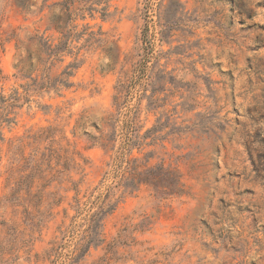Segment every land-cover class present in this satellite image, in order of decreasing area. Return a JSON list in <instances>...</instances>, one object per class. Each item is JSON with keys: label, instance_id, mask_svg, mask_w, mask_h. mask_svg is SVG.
<instances>
[{"label": "rangeland", "instance_id": "374dc122", "mask_svg": "<svg viewBox=\"0 0 264 264\" xmlns=\"http://www.w3.org/2000/svg\"><path fill=\"white\" fill-rule=\"evenodd\" d=\"M58 25L74 54L52 76L79 53L74 86L28 102L18 40L60 44ZM0 71V105L24 98L0 127V264H64L78 201L89 208L111 184L115 153L91 138L139 105L143 133L157 126L163 141L133 157L154 151L187 194L116 191L106 243L76 264H264V0H0Z\"/></svg>", "mask_w": 264, "mask_h": 264}, {"label": "trees", "instance_id": "16d2710c", "mask_svg": "<svg viewBox=\"0 0 264 264\" xmlns=\"http://www.w3.org/2000/svg\"><path fill=\"white\" fill-rule=\"evenodd\" d=\"M16 4L19 8L27 10L30 6V0H16ZM65 6L70 10V4L66 3ZM57 29L63 34L60 44L57 45H54V42L48 40L45 35L31 37L27 47L23 41L18 40L17 51L22 53L18 73L15 77L19 81H29V83L21 86L25 90V100L28 102L32 93L42 94L53 90L60 92L63 88L70 89L74 86L71 78L75 76L76 70L82 64L78 59L79 53L76 54L74 62L69 64L61 75L52 76V69L56 63L64 62V55L74 54L72 45L75 38L69 31L70 29H67V25L61 27L58 25ZM93 36L94 34H90L86 43L91 42ZM24 47L26 48L25 52ZM32 47L37 48L35 54L31 53L30 48ZM82 48L77 49L79 51ZM34 60H36L35 64L32 62ZM1 74L0 71V82H3L5 79ZM35 74H37L36 77H34ZM123 90L124 86L119 90L115 102H120ZM23 99L18 90H15L9 99L1 98L0 110L3 111V114L0 116V127L2 123L13 122L7 118L12 110L19 107L18 104ZM152 99L153 97H151ZM153 110H156L155 105H149L148 111L152 112ZM133 111V116L120 131L118 130L119 119L111 115L107 123L110 132L101 135L100 139L91 138L95 143H100L104 149L115 153L102 183L104 185L111 181V184L107 188V193L97 197L89 208L88 205L82 207L78 201L77 216L74 217L73 224L62 232L64 234L63 239L69 238L71 242H75L73 251L67 254L63 253L64 264L81 262L92 248L98 249L104 245L106 243L105 219L116 211L121 200L135 196L143 187L153 188L165 199L187 194V187L176 168L166 167L164 162L152 165V160L156 156L154 151L144 154L143 158L133 157L135 149L143 154L146 148L154 147L163 141L161 137L157 136V126L143 133L144 126L139 125L138 121L141 106L139 105ZM3 138V133L0 132V139L3 140ZM118 141H120L119 146H117ZM116 191L121 192V196L120 201L115 202L114 197L116 195L114 193ZM75 219H79L77 224H74L76 223Z\"/></svg>", "mask_w": 264, "mask_h": 264}]
</instances>
